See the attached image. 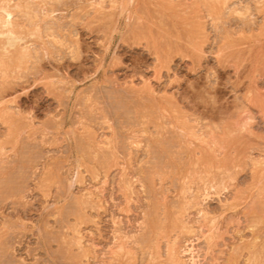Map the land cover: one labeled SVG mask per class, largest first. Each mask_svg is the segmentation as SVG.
<instances>
[{
	"label": "rangeland",
	"instance_id": "rangeland-1",
	"mask_svg": "<svg viewBox=\"0 0 264 264\" xmlns=\"http://www.w3.org/2000/svg\"><path fill=\"white\" fill-rule=\"evenodd\" d=\"M15 3L0 264H264V0Z\"/></svg>",
	"mask_w": 264,
	"mask_h": 264
},
{
	"label": "bare ground",
	"instance_id": "bare-ground-1",
	"mask_svg": "<svg viewBox=\"0 0 264 264\" xmlns=\"http://www.w3.org/2000/svg\"><path fill=\"white\" fill-rule=\"evenodd\" d=\"M1 1L2 2L0 3V35L3 36L2 37L3 39L1 38V40H0V51H1L0 54L1 53L2 54H7L8 52H10V54H11V52L13 50L15 51V50L20 48L19 40L21 39L20 38V36H21V32L20 31L21 30L20 31L17 30V28L15 27L16 23L13 21V17H12L13 16V10L12 9H13V7L15 5L17 6V4L16 3L15 4H10L11 0H10V2H9V0H1ZM13 22H14L15 25H13ZM15 29L17 30V32L15 31ZM11 47H12V49H11ZM24 47H25L24 49H26V48L28 49V47H26V45ZM26 50H24V51H26ZM24 51H23V49H21V52H22L21 54L22 55H24V53H26ZM2 56H3L2 58H4V60H5L6 55H2ZM17 57H19V56H17ZM24 57H25V55H24ZM2 58L0 56V60H3ZM15 59H16V57H15ZM20 59H18V60H20ZM10 62H11V60H10ZM3 63H4V61H3ZM0 64H1V61H0ZM2 65H4V64H2ZM179 264H181V263L179 262ZM182 264H184V263H182Z\"/></svg>",
	"mask_w": 264,
	"mask_h": 264
}]
</instances>
